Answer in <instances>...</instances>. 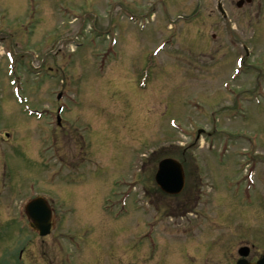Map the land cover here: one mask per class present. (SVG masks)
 <instances>
[{"label":"rangeland","instance_id":"rangeland-1","mask_svg":"<svg viewBox=\"0 0 264 264\" xmlns=\"http://www.w3.org/2000/svg\"><path fill=\"white\" fill-rule=\"evenodd\" d=\"M237 1L0 0V30L19 31L0 42V126L27 124L37 160L10 155L0 177V264H224L243 244L264 254V0ZM11 44L25 103L69 104L62 128L15 101ZM164 158L183 166L180 193L154 180ZM41 195L58 217L43 237L23 213Z\"/></svg>","mask_w":264,"mask_h":264},{"label":"flooded vegetation","instance_id":"flooded-vegetation-1","mask_svg":"<svg viewBox=\"0 0 264 264\" xmlns=\"http://www.w3.org/2000/svg\"><path fill=\"white\" fill-rule=\"evenodd\" d=\"M11 31V30H10ZM10 31L0 30V41H5V36L14 34L16 35L19 31L17 29ZM16 45L11 44L10 49H14ZM16 57H19L16 53ZM20 58V57H19ZM26 86V85H25ZM24 95L26 94L23 90L22 92ZM26 96V95H25ZM47 105V104H46ZM46 114L48 113V116H50V119H46V124L50 127L53 117V112L49 111L48 109H42ZM1 116V115H0ZM46 125V126H47ZM21 126V127H20ZM58 128H62L63 125H57ZM32 135H35L33 130L25 124L22 125H10L9 127H2L0 126V177L6 175V170H12L10 168V155L18 156L22 162L29 168H35L37 166V160L35 156H31V149H32V143L34 139L32 138ZM36 137V136H35ZM52 139V138H51ZM34 154L35 150L33 149ZM16 157V158H18ZM8 168V169H7ZM241 246H247L249 249L247 250V254L245 257V261L247 263H255L260 257L258 254V250L254 248L252 245L243 244ZM240 246V247H241ZM238 247V248H240ZM227 257L224 260V264H236L237 260H239V257L235 259L229 258V253H226Z\"/></svg>","mask_w":264,"mask_h":264},{"label":"water","instance_id":"water-1","mask_svg":"<svg viewBox=\"0 0 264 264\" xmlns=\"http://www.w3.org/2000/svg\"><path fill=\"white\" fill-rule=\"evenodd\" d=\"M155 181L163 191L178 193L183 187L181 166L172 159L161 160L155 174ZM26 213L32 221L30 227L35 229L40 236L47 235L51 231L50 211L41 198L30 201L26 206ZM258 264H264V260Z\"/></svg>","mask_w":264,"mask_h":264}]
</instances>
